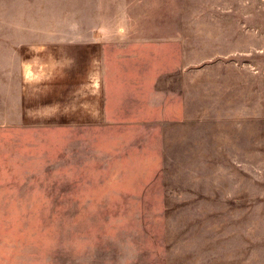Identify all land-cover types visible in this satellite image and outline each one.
I'll use <instances>...</instances> for the list:
<instances>
[{"label": "rangeland", "instance_id": "374dc122", "mask_svg": "<svg viewBox=\"0 0 264 264\" xmlns=\"http://www.w3.org/2000/svg\"><path fill=\"white\" fill-rule=\"evenodd\" d=\"M0 264H264V0H0Z\"/></svg>", "mask_w": 264, "mask_h": 264}]
</instances>
